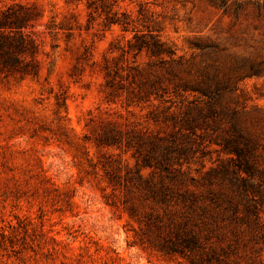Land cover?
<instances>
[{"label":"rangeland","instance_id":"374dc122","mask_svg":"<svg viewBox=\"0 0 264 264\" xmlns=\"http://www.w3.org/2000/svg\"><path fill=\"white\" fill-rule=\"evenodd\" d=\"M2 16L20 26L0 40L30 44L0 75V264H193L160 244L184 207L134 187L137 168L160 174L141 167L153 137L191 141L170 154L178 191L231 197L264 230V0H0ZM232 120L250 174L222 149ZM205 219L223 257L230 227ZM240 229L228 263L264 264V239Z\"/></svg>","mask_w":264,"mask_h":264},{"label":"trees","instance_id":"16d2710c","mask_svg":"<svg viewBox=\"0 0 264 264\" xmlns=\"http://www.w3.org/2000/svg\"><path fill=\"white\" fill-rule=\"evenodd\" d=\"M7 17L0 18V28H18L20 20L11 22ZM2 36L0 35V38ZM138 41L139 38H135ZM29 42L23 43V39L19 37V41L0 40V75L9 76L13 72H22L23 65H20V54L25 49L29 48ZM27 46V48H26ZM138 52L144 49L150 54L159 55L162 53L163 47L161 43L155 40L145 42L140 39L136 44ZM169 52V51H168ZM205 94L210 99L215 96V91L204 89ZM217 100H214L216 102ZM211 105V104H210ZM208 110L211 108L208 107ZM189 127V126H188ZM184 143L179 144L175 137L166 139L163 137H156L148 140V155L143 158L141 167H151L154 165L150 162V157L155 161L156 166L160 169V174L154 183L151 178L143 179L140 175V167L135 170L136 190H142L148 193L152 200H158L165 203L167 200L174 198L184 209L178 211L179 221L174 222V229H168L165 236L162 237L161 247L166 252L177 253L179 255H189L193 264H229L228 251L237 249L239 244L243 242V230L240 229V224H244L250 239H264V230L258 224L256 210L245 205L243 213L239 215V209L236 200L231 197L223 196L219 198L213 190L209 189L206 194L195 195L194 192L183 190L178 191V178L171 171L170 154L173 152L184 155L190 148L191 141L184 138ZM223 143V150L227 153H233L236 156L235 166L241 171L250 174L255 170L252 158V141L250 138L244 136L239 129V126L232 120L230 127H228L221 137ZM144 141V140H142ZM144 143V142H141ZM243 186L241 192H245L246 186ZM240 192H238L239 194ZM243 194V193H242ZM147 197V196H146ZM207 202V203H206ZM211 213V214H210ZM168 218V225L172 222L170 212L164 213ZM252 214L253 218L248 217ZM206 216L211 217L212 222L216 224L218 221H225L230 227L232 238L225 248H220L223 257H219L215 248L205 246L200 239V233L203 228L206 229ZM156 218H159L156 216ZM218 226V224H216ZM243 244V243H242Z\"/></svg>","mask_w":264,"mask_h":264}]
</instances>
